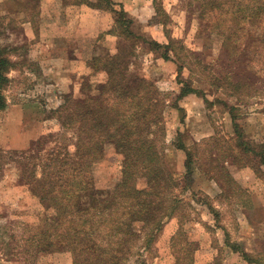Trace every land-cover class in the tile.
I'll return each mask as SVG.
<instances>
[{
    "label": "rangeland",
    "instance_id": "374dc122",
    "mask_svg": "<svg viewBox=\"0 0 264 264\" xmlns=\"http://www.w3.org/2000/svg\"><path fill=\"white\" fill-rule=\"evenodd\" d=\"M208 1L212 0L154 1L164 12L165 26L150 33L165 43L170 37L175 52L188 57L187 69L179 73L177 63L160 57L162 49L139 36L119 33L118 39L107 37L105 33L113 26L108 12L92 9L89 15L82 13L73 0H0V47L10 62L4 90L7 107L0 114V264H72V253L63 243L53 248L43 244V231L49 228L52 233L47 221L56 211L40 200L22 173L32 180L33 169L39 177L41 164L52 150L73 151L76 133L61 127L59 110L72 99L97 96L108 79L106 66L98 58L116 55L126 62L128 76L152 81L161 95L168 94L163 106L164 134L160 129L157 135L164 137L167 166L181 184L185 156L173 141L183 143L194 155L192 184L188 189L184 181L182 202L177 205L176 213L182 218L168 219L149 246L146 239L134 240L126 264H264V166L258 155L243 154L244 148L241 152L238 146L242 141L264 143V95L252 96L260 88L253 84L241 88L236 98L228 97L224 88L205 79L223 76L221 66L226 72L227 58L234 56L223 50L220 36L199 31L204 20L198 7ZM229 1L222 3L220 12L227 11ZM138 2L132 0V6L137 8ZM213 13L219 11L212 9L207 15ZM104 27L109 29L102 31ZM143 27L133 29L140 35L147 31ZM68 56L77 62L70 77L64 70ZM177 72L182 81L204 93L176 101L186 113L173 107L181 88L175 83ZM228 106L235 108L239 138L232 137ZM184 116L188 122L182 131L179 125ZM240 157L244 162L239 165L247 166L234 164L232 159ZM225 158L226 165L220 169ZM122 159L114 144L104 143L91 175V187L100 197L119 182ZM211 175L220 181L221 189L209 179ZM233 249L249 254L255 262L249 263Z\"/></svg>",
    "mask_w": 264,
    "mask_h": 264
},
{
    "label": "trees",
    "instance_id": "16d2710c",
    "mask_svg": "<svg viewBox=\"0 0 264 264\" xmlns=\"http://www.w3.org/2000/svg\"><path fill=\"white\" fill-rule=\"evenodd\" d=\"M224 1L212 0L198 7L204 20L199 31L220 36L223 50L228 49L234 55L227 58L226 72L221 66L224 69L223 76L204 78L213 85L217 83V88H224L228 97L236 98L241 88L249 89L254 85L260 88L255 89L252 96L264 95V0H231L227 11L220 12L219 7ZM73 4L112 14L114 32L118 37L123 33L138 37L129 28L130 21L125 16L122 4L112 0H73ZM116 5L121 7L120 11H117ZM154 8L156 16L165 26V20L161 19L164 12L155 3ZM212 9L219 13L207 15ZM229 23L233 25L231 28L228 27ZM164 35L167 36L166 31ZM242 38L244 42L239 43ZM146 42L163 50L160 56L163 60L177 63L179 73L187 69L188 57L181 58L175 52L174 41L170 37L167 43ZM233 44L236 49L231 52ZM5 54V50L0 47V114L7 107L4 90L9 81L7 71L10 62ZM118 56L98 58L106 66L104 70L107 71L108 79L100 87L97 96L84 100L72 99L68 107L59 110L61 127L73 129L76 133L73 151L63 154L61 148L52 150L41 164L39 177L33 169L32 180L22 173V178L31 182L40 200L56 211L54 218L47 221L52 233H49V228L43 231L42 238L46 239L43 244L53 248L55 243H63L72 253V264H126L132 255L130 246L134 240L146 239L149 246L168 219L175 216L182 218L176 213L177 205L182 202V185L186 180L190 189L193 181L191 165L194 164V155L191 149L181 142L173 141L174 146L185 154L181 184L167 166L164 137L157 135L160 129L163 133V106L168 94L161 95L152 81L128 76L126 62ZM220 60L223 62L225 59ZM178 72L175 83L181 88L173 107L182 110L176 101L191 93L203 97V92L182 81ZM234 79L242 80L243 83L235 82ZM65 99L70 101L68 96ZM203 101L207 102L205 98ZM217 101L224 104L221 100ZM227 108L234 128L232 137L239 138L242 135L233 114L235 108ZM104 143L114 144L122 155V173L119 182L100 197L91 187V175L94 162L102 155ZM238 146L241 152V148H244L243 154L251 151L258 155L264 166V143L242 141ZM227 156L231 157L229 154ZM240 158L232 159L235 165H239V161L244 162ZM226 159L218 166L220 169L226 165ZM255 172L257 174L258 170ZM209 179L222 188L214 175L209 176ZM141 181L143 185L139 186ZM233 250L238 251L249 263L255 262L250 260L249 254L241 253L239 249Z\"/></svg>",
    "mask_w": 264,
    "mask_h": 264
},
{
    "label": "crops",
    "instance_id": "0c3cea01",
    "mask_svg": "<svg viewBox=\"0 0 264 264\" xmlns=\"http://www.w3.org/2000/svg\"><path fill=\"white\" fill-rule=\"evenodd\" d=\"M121 1L122 2H120V3L123 4L125 16L130 21V29L132 30V32L134 34L141 37V39H143L145 41H157L159 43H165L166 42V40L164 38L155 37L154 35H152V33H150V32H153V30L155 28H156V30L157 29L164 30V25L160 22V20L156 16V12H155V8H154V3H155L154 1L155 0H149V1L139 0L137 8L134 5L132 6V3H131L132 0H121ZM77 8L80 12L87 13L88 15H89L90 11L92 10L91 8H89L88 6H85V5L77 6ZM106 16H108V15H106ZM110 18H111L110 20L113 22V26L111 27L109 32L105 33V35H107V37L111 36L114 39H118V36L114 32V18L112 16V14H110ZM110 24L112 25V23H110ZM143 25H144V27H143ZM133 27H136L137 29H141V27H143L147 31H146V33H139L140 35H138L135 32V30L133 29ZM108 29L109 28L104 27L101 30L106 31ZM146 35H150L152 38L146 37ZM93 55H94V53L91 54L90 56H93ZM93 58H97V57L94 56ZM66 59L68 60V62L66 64L68 66V68H64V70H68L67 75L70 77V76H73L75 74V67L77 65V62L75 60H71L69 56ZM90 59H92V57H90ZM198 97H200V96H198L194 93H191V94H188L187 96H185L184 98H182L181 101H183L187 98L196 99ZM179 107L184 112V107H182V105H180V103H179ZM186 111L187 110L185 109L184 113H186ZM186 117L187 116H184V120L179 125V128L182 131L185 130V127H186L187 122H188V121H186L187 120ZM186 129H187V127H186ZM183 154H184V152H183ZM184 156H185V154H184ZM233 177L236 180V177L235 176H233ZM243 186H245V185H243Z\"/></svg>",
    "mask_w": 264,
    "mask_h": 264
}]
</instances>
